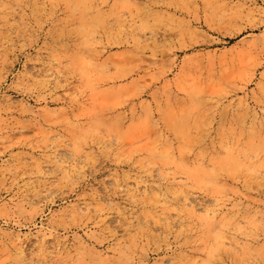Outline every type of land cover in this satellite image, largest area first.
I'll use <instances>...</instances> for the list:
<instances>
[{
  "label": "rangeland",
  "instance_id": "1",
  "mask_svg": "<svg viewBox=\"0 0 264 264\" xmlns=\"http://www.w3.org/2000/svg\"><path fill=\"white\" fill-rule=\"evenodd\" d=\"M0 264H264V0H0Z\"/></svg>",
  "mask_w": 264,
  "mask_h": 264
}]
</instances>
